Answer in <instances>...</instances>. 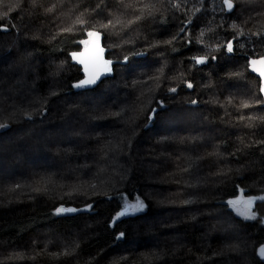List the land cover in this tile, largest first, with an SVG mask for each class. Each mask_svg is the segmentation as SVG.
I'll use <instances>...</instances> for the list:
<instances>
[{
	"label": "trees",
	"instance_id": "obj_1",
	"mask_svg": "<svg viewBox=\"0 0 264 264\" xmlns=\"http://www.w3.org/2000/svg\"><path fill=\"white\" fill-rule=\"evenodd\" d=\"M232 3H0V264H264V200L255 219L229 204L264 197V94L247 66L264 56V0ZM89 31L111 73L73 91Z\"/></svg>",
	"mask_w": 264,
	"mask_h": 264
},
{
	"label": "snow or ice",
	"instance_id": "obj_2",
	"mask_svg": "<svg viewBox=\"0 0 264 264\" xmlns=\"http://www.w3.org/2000/svg\"><path fill=\"white\" fill-rule=\"evenodd\" d=\"M38 2H39V0H32L33 5L37 4ZM223 2L225 4V6L227 7V9H229V10H231L234 7L232 0H223ZM0 3H3V0H0ZM15 6H16L15 4H10L9 5V11H11V9ZM100 7H101V5L98 4L97 9H99ZM126 7L131 8V7H133V5L129 4V5H126ZM151 7H152V5H149V4H144L143 6L135 7L133 10L139 11L141 13V16H137L135 19L136 20L141 19V17L143 16L145 11H148L150 13ZM54 9H55V5H53L51 8L46 9V11L51 12ZM81 15H83V14H81ZM0 16H7V13L6 12L2 13V14H0ZM134 22H135L134 20H129L127 23L130 25ZM74 23L83 25L85 23V21L83 19L77 17L76 20L74 21ZM122 23H123V21L117 17L114 19H109L107 21V23L101 24L100 26L102 28L108 29L110 27L115 28L117 25H121ZM5 27L6 26H4V25H0V28H5ZM232 27L237 28L238 25L233 24ZM72 30H73L72 26H69V27L62 29V31H64V32H71ZM181 31H184V29H181ZM87 34L90 37H94L97 41L100 38V33L96 32V31H89ZM201 36H203V32H201ZM79 43H87V41H80ZM165 43H171V41H165ZM227 51L228 52L233 51V47H232L231 42H228V44H227ZM73 55L75 56V54H73ZM125 59H127V57H125ZM193 60L196 64H203L206 62L207 57L206 56L205 57H193ZM81 62L83 63V61H81ZM110 63H111V61L106 62V64H110ZM247 66L251 67L253 72L259 73V77L261 78V81H262L261 86L259 88V92L264 94V56H261L259 59H251ZM106 70H109V69L106 68ZM234 75H239V74L237 73ZM90 83H94V80L89 79V80L81 81V85L90 84ZM77 86H80V85H77ZM187 87L191 88V87H193V85L191 83H187ZM169 91L175 92L176 89L170 88ZM192 103L195 104L196 101L193 100ZM229 103H231V99H229ZM240 107L241 108H249V107H251V105L246 101H242ZM152 112L154 114L155 110H152ZM25 115H29V114L25 113ZM241 119H244V117H241ZM254 199L264 200V197L248 198L247 200L242 201L243 206H244V211L240 212V214L243 215L246 219H255V214L250 211V207H251ZM237 203H241V202L229 201V204H231L233 206H235ZM143 208H144L143 202L138 201L135 205H129L128 207H126L124 209V212L119 213V215H124L129 210H137V209H143ZM237 210L239 211V209H237ZM62 211H65V209H62V208L57 209V212H62ZM67 211H75V210L74 209H68ZM121 235H123V233H121ZM261 253L264 254V249H261Z\"/></svg>",
	"mask_w": 264,
	"mask_h": 264
},
{
	"label": "water",
	"instance_id": "obj_3",
	"mask_svg": "<svg viewBox=\"0 0 264 264\" xmlns=\"http://www.w3.org/2000/svg\"><path fill=\"white\" fill-rule=\"evenodd\" d=\"M189 22H187L183 29L184 31L188 27ZM184 31H181L180 34H182ZM98 32V31H96ZM75 54V56L73 55ZM72 54L73 62L82 66L83 72H84V78L76 83L73 84V91H85L88 89H92L95 86L99 85L105 78H107L111 73L110 64H106V53L102 46V38L100 35L99 40L97 41L94 37H89V41L87 45L80 51H76ZM261 57V56H260ZM260 57H247L248 63L251 59H259ZM83 61V63L81 62ZM128 60H123L122 64H127ZM204 64V63H203ZM200 64V65H203ZM109 69V70H106ZM252 71L251 67H249ZM253 72V71H252ZM258 78L259 73L253 72ZM94 80V83L90 84H83L81 85V81L85 80ZM261 79V78H260ZM80 85V86H77ZM187 86V84H186ZM188 89H192L188 88ZM93 204H88L81 207L72 208L75 211H70L71 213H84L89 211L92 208ZM130 211H128L126 214H129ZM122 217L118 218L117 220L112 222V225H114L117 221H119ZM261 249H264V244L261 246L259 253L261 258L264 261V254L261 253Z\"/></svg>",
	"mask_w": 264,
	"mask_h": 264
},
{
	"label": "rangeland",
	"instance_id": "obj_4",
	"mask_svg": "<svg viewBox=\"0 0 264 264\" xmlns=\"http://www.w3.org/2000/svg\"><path fill=\"white\" fill-rule=\"evenodd\" d=\"M88 41H89V40H88ZM248 198H256V197H249V196H245V195H240L238 198H236V199L233 200V201H238V202H241V203H237L235 206H233V205L230 204V206H231L232 208H234V210H235L236 212H239V213H240V212H243V211H244V206H243L242 201L247 200ZM256 201H257V199H254V200H253V203H252L250 209L254 206V204L256 203ZM62 209H63V208H62ZM237 209H239V211H238ZM137 210H139V209H137ZM135 211H136V210H135ZM60 213H68V211H67V209H65V211H62V212H60Z\"/></svg>",
	"mask_w": 264,
	"mask_h": 264
}]
</instances>
